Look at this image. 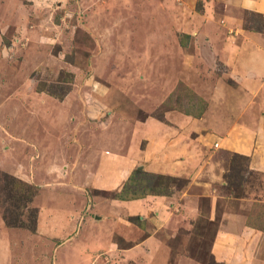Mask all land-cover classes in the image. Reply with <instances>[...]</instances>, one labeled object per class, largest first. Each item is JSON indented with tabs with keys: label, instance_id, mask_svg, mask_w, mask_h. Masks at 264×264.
<instances>
[{
	"label": "rangeland",
	"instance_id": "obj_1",
	"mask_svg": "<svg viewBox=\"0 0 264 264\" xmlns=\"http://www.w3.org/2000/svg\"><path fill=\"white\" fill-rule=\"evenodd\" d=\"M237 3L0 0V220L15 264H57L33 237L39 212H73L65 264H225L227 218L264 233V81L233 63L237 20H263ZM149 119L177 152L172 175L144 167ZM131 174L123 197H166L170 216L111 207Z\"/></svg>",
	"mask_w": 264,
	"mask_h": 264
},
{
	"label": "crops",
	"instance_id": "obj_2",
	"mask_svg": "<svg viewBox=\"0 0 264 264\" xmlns=\"http://www.w3.org/2000/svg\"><path fill=\"white\" fill-rule=\"evenodd\" d=\"M237 5H239V9L259 15L263 22L260 30H250L243 29L241 27L242 21L240 19L237 20V24H239L238 31H240L239 35L242 39V43L239 48V54L237 55V61L234 60L233 63L235 65L238 64L243 73L247 74L251 79L254 81L258 80L262 83L264 81V0H238ZM239 88L242 89L241 86H239ZM262 100L264 103V96ZM161 126H163V124L160 123L157 125L150 119L142 123V128L144 130L146 129V133L150 135V139L146 133L145 135L151 140L143 151V154L145 155L144 167L149 172L172 175L173 171H169L171 168L175 170L181 169L180 166L178 168L175 166L180 162H176L175 159L171 160V162H174L173 164L167 162L172 157L176 158L177 152L172 145L167 146L166 144H160L166 143V135H163L166 133L165 128L164 126ZM136 133L139 135L138 129L136 130ZM153 140L159 142L157 143V146L153 143ZM246 154L247 153L244 155ZM108 189L111 190L112 188H107V190ZM167 199L166 197L159 198L149 196L130 201L112 200L109 201V203L110 205H113L111 207H123V212L129 217H135L138 215L145 217L148 215L147 212L158 211L161 209L157 215H160L161 218L162 216L167 218L172 214V211L168 212V210L171 209L167 204ZM185 212L189 213L188 210ZM72 213L73 212H62L60 215L61 219H59L58 214H55L53 211H48L44 222L43 213L39 212L36 228L37 232L33 237L40 239L44 238L45 241L42 243L44 247H51L53 250L56 249V254H53H55L54 261L56 260L57 262L55 261V263L57 264H59V262L65 264L66 262H70L75 256L77 257V252L72 254V251L68 250L66 253L64 251L65 245L73 241V237L67 240V235L73 229V224L69 221L71 219L73 220ZM98 219L99 218H96V220ZM225 222V224L220 225L214 241V247L217 246V249L221 244L223 246L221 248L229 249L230 254L228 258H223L221 260L224 261L225 264H264V244L263 246L261 245L262 242L264 243V233L260 230L248 227L245 224L236 227V221L231 217L227 218ZM232 229L238 232L235 242L231 241L232 238L227 239L231 236H222V234L224 235V233L230 232ZM80 231L81 230L79 229L77 234H79ZM16 233L17 232L14 230L7 228L3 221L0 220V264H15V253L13 251V245L15 243L13 244V242ZM83 233L84 229H82L80 235H84L86 231L84 234ZM233 239H235V237ZM93 245L95 244H92L90 241H87V244H85V246L90 249L95 247ZM30 246H33L35 249L37 248L35 244H30ZM261 246L263 248H261ZM258 249H262L260 254L257 253L259 251ZM226 253L227 250L225 249L224 254L226 255Z\"/></svg>",
	"mask_w": 264,
	"mask_h": 264
},
{
	"label": "trees",
	"instance_id": "obj_3",
	"mask_svg": "<svg viewBox=\"0 0 264 264\" xmlns=\"http://www.w3.org/2000/svg\"><path fill=\"white\" fill-rule=\"evenodd\" d=\"M135 173H141V171L140 170H137V171H135ZM144 174H146L145 172H144ZM132 177H133V174H131L130 175V177L128 178V180H127V183L123 186V189H122V191H120L119 192V194H114L113 196H114V199H116V200H121V201H130V200H136V199H142V198H144V195L143 194H141V193H136L137 191L136 190H134V192H132L131 194H130V196H128V197H123V193H124V189L126 188V185H128V184H130L131 183V180H132ZM151 177H153V176H151ZM157 179H160V177H156ZM256 230H258V229H256Z\"/></svg>",
	"mask_w": 264,
	"mask_h": 264
}]
</instances>
